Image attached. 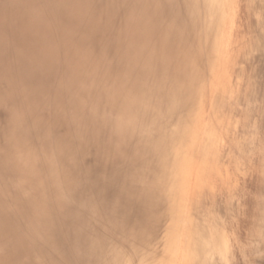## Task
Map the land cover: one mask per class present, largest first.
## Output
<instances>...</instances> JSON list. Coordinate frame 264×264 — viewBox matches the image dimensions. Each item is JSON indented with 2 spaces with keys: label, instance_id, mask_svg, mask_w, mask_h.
<instances>
[{
  "label": "bare ground",
  "instance_id": "bare-ground-1",
  "mask_svg": "<svg viewBox=\"0 0 264 264\" xmlns=\"http://www.w3.org/2000/svg\"><path fill=\"white\" fill-rule=\"evenodd\" d=\"M263 251L264 0H0V264Z\"/></svg>",
  "mask_w": 264,
  "mask_h": 264
},
{
  "label": "rangeland",
  "instance_id": "rangeland-1",
  "mask_svg": "<svg viewBox=\"0 0 264 264\" xmlns=\"http://www.w3.org/2000/svg\"><path fill=\"white\" fill-rule=\"evenodd\" d=\"M241 107H242V104H241ZM240 133H241V129H240ZM223 160H225V159H222V161ZM242 161H244V160H242ZM217 223H218L217 226L225 229V231L227 232V235H229L233 239V237L235 236L234 235L235 226H233L232 223L230 222L229 225L227 224L226 227H224V220L221 216L217 217ZM243 239L245 241L246 237H243ZM252 261H253V262H251L252 264H264V251H263L261 256L260 255L255 256L252 259Z\"/></svg>",
  "mask_w": 264,
  "mask_h": 264
}]
</instances>
